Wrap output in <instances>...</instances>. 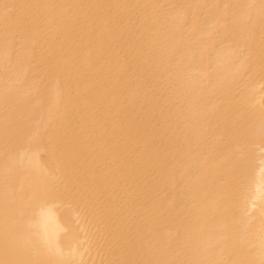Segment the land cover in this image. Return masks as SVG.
<instances>
[{"label": "bare ground", "instance_id": "1", "mask_svg": "<svg viewBox=\"0 0 264 264\" xmlns=\"http://www.w3.org/2000/svg\"><path fill=\"white\" fill-rule=\"evenodd\" d=\"M0 264H264V0H0Z\"/></svg>", "mask_w": 264, "mask_h": 264}]
</instances>
